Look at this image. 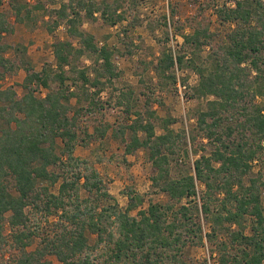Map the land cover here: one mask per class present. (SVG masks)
<instances>
[{
    "label": "trees",
    "instance_id": "trees-1",
    "mask_svg": "<svg viewBox=\"0 0 264 264\" xmlns=\"http://www.w3.org/2000/svg\"><path fill=\"white\" fill-rule=\"evenodd\" d=\"M125 1L138 3L68 0L49 8L47 4L57 0H10L15 22L30 29L40 18L50 33L63 22L68 25L71 39L53 44L55 63L46 62L37 70L26 45L4 42L15 23L1 10L0 0V264L7 249H12L10 264H51L50 255L63 264H187L186 249L205 243L218 264H263L264 179L252 175V162L264 143V104L255 102L264 97V0H236L215 9L231 30L208 65L187 61L183 54L175 57L167 47L154 64L164 88L176 83V65L188 66L200 78L196 96H214L197 114L209 154H201L192 170L184 169L178 177L172 176V163L186 136L171 128L177 119L159 118L151 108L156 101L152 95L144 110L135 109L133 88L115 86L122 75L114 62L116 50L99 46L95 36L82 29L84 18L95 20L97 13L107 24L124 20L125 12L118 11ZM209 33L195 29L184 36L185 43L201 48ZM10 50L15 60L7 56ZM84 56L91 64L82 65ZM21 68L26 77L19 96L2 81L6 73ZM108 85L119 89L117 104L133 117L118 125L99 122L90 132L83 120L101 113V95ZM42 88L47 92L38 96ZM234 112L244 118L227 124ZM158 119L162 134L157 133ZM110 130L123 142L126 155L147 150L157 170L153 186L167 194V202H150L133 215L145 202L144 195L133 189L125 192L129 203L123 208L95 162L76 156L80 143L90 145L83 134L103 140ZM197 182L205 186L200 198ZM30 208L45 219V226L41 219L33 223ZM52 215L58 216L54 222L48 219ZM91 235H96L93 243ZM37 236L41 240L30 250Z\"/></svg>",
    "mask_w": 264,
    "mask_h": 264
},
{
    "label": "rangeland",
    "instance_id": "rangeland-1",
    "mask_svg": "<svg viewBox=\"0 0 264 264\" xmlns=\"http://www.w3.org/2000/svg\"><path fill=\"white\" fill-rule=\"evenodd\" d=\"M61 1L68 0H57L58 3L52 5L46 4L49 8H57ZM96 1L100 4L104 0ZM106 1L114 4L115 0ZM234 1L236 0H138L135 6L125 1L122 9L118 11L125 12V19L116 25L107 24L100 13H97L98 17L95 20L86 18L83 20L82 29L92 33L99 46L108 45L116 50L114 62L122 75L115 81V86L123 90L133 88L132 102L136 105L135 109L144 110L147 96L152 95L153 100L156 101H153L151 108L156 111L159 118L172 116L177 119L171 128L186 136V139H182L176 149L172 163L173 177H178L184 169L190 170L194 160L201 154H209V147H204L206 139L202 137L197 127V114L199 110L206 108L207 101L214 99V96H196L194 87L198 85L200 78L188 66L180 69L176 65L174 69L176 83L164 88L154 71V64L157 63L162 50L167 47L173 51L175 57L183 54L187 61L192 59L198 64L208 65L209 58L222 51L231 30V24L220 22L215 9L224 5L232 6ZM9 2L10 0H3L1 10L9 13L11 21L15 23V30L4 36V42L13 46L18 43L26 45L28 56L37 70H41L46 62L55 63L53 44L59 40L71 39L67 32L68 25L63 22L53 33H50L45 27V21L40 18L36 27L30 29L22 23L15 22ZM48 19L49 16L46 17V20ZM49 20L51 22V19ZM195 29L210 32L201 48L186 44L184 40V36L193 33ZM7 56L13 60L16 58L13 50H10ZM91 62L88 56H84L81 61L82 65H89ZM25 77L26 71L22 68L8 72L4 76L2 85L4 88L14 87L19 96H22L24 91L21 84ZM179 84L186 85L185 103L179 97ZM46 92L47 90L42 88L38 90L37 95L44 96ZM118 95L119 89L108 85L101 95L102 100L105 101L101 113L86 116L83 126L87 125L90 132H93L94 124L102 121L114 125L129 121L133 116H128L124 113V108L118 106ZM109 96L112 98L111 101L108 99ZM255 102L264 104V97H257ZM243 118L240 112H234L233 118L226 123L236 125ZM156 124L157 133H164L159 119L156 120ZM112 131L110 130L103 140L90 139L83 134V138L90 145L87 147L85 143H80L75 151L76 156L95 162V167L104 178L109 192L123 208L129 203L125 192L133 189L136 193L144 195L145 202L132 212L133 215H137L139 209H147L150 202H167L169 200L167 194L153 186L152 177L157 174V170L147 150L141 148L133 154L126 155L123 142L114 138L111 135ZM262 147L259 157L252 162V175L264 179V143ZM197 184L200 198L205 186L201 182ZM11 189L15 192L13 181H11ZM54 190L56 191L57 187ZM262 190L264 198V187ZM29 212L33 223H40L41 219L42 226H45L43 217L35 215V210L31 208ZM57 218V215H52L48 219L54 222ZM205 228H208L206 224ZM247 232L251 233V230L248 229ZM6 233L10 234L9 226L6 228ZM95 238L96 235H91L90 242L93 243ZM40 240V236L35 237L30 250H34ZM6 251L2 264H10L12 254L9 252L12 249ZM211 253V246L205 243L204 246L188 247L184 257L187 264H218L216 254ZM96 255L98 251L95 252ZM48 259L51 264H63L54 255L48 256Z\"/></svg>",
    "mask_w": 264,
    "mask_h": 264
},
{
    "label": "built area",
    "instance_id": "built-area-1",
    "mask_svg": "<svg viewBox=\"0 0 264 264\" xmlns=\"http://www.w3.org/2000/svg\"><path fill=\"white\" fill-rule=\"evenodd\" d=\"M178 88H179V97H180V100L185 103L186 101V95H185V89H186V85H178Z\"/></svg>",
    "mask_w": 264,
    "mask_h": 264
}]
</instances>
